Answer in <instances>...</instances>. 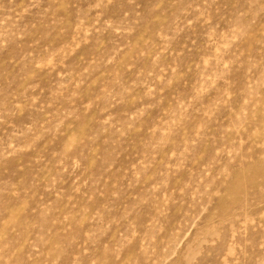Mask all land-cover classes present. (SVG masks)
I'll return each mask as SVG.
<instances>
[{
	"label": "rangeland",
	"instance_id": "obj_1",
	"mask_svg": "<svg viewBox=\"0 0 264 264\" xmlns=\"http://www.w3.org/2000/svg\"><path fill=\"white\" fill-rule=\"evenodd\" d=\"M0 264H264V0H0Z\"/></svg>",
	"mask_w": 264,
	"mask_h": 264
}]
</instances>
